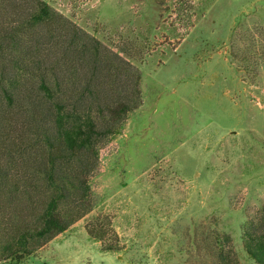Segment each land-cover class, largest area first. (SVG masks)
Segmentation results:
<instances>
[{
    "label": "rangeland",
    "instance_id": "obj_1",
    "mask_svg": "<svg viewBox=\"0 0 264 264\" xmlns=\"http://www.w3.org/2000/svg\"><path fill=\"white\" fill-rule=\"evenodd\" d=\"M44 1L99 61L93 70L75 61L78 52L65 54L71 33L61 43L45 27L32 41L48 44L29 55L25 39L19 58L53 69L55 91L58 80L67 94L85 93L86 111L117 132L103 137L86 178L90 210L20 262L0 264H257L243 234L264 238V0ZM7 117L15 148V127H37ZM33 150L25 163L1 157L12 181L0 188V249L44 207L41 182L30 180L31 198L16 194L25 174L41 178L45 160L36 164ZM96 216L108 225L103 242L87 232Z\"/></svg>",
    "mask_w": 264,
    "mask_h": 264
},
{
    "label": "trees",
    "instance_id": "obj_2",
    "mask_svg": "<svg viewBox=\"0 0 264 264\" xmlns=\"http://www.w3.org/2000/svg\"><path fill=\"white\" fill-rule=\"evenodd\" d=\"M66 21L44 0H0V103L5 104V108L0 109V160L6 156L13 162L15 154L16 160L25 163L34 148L41 151L43 157L39 156L35 161L37 164L45 160L40 164L44 168L39 171L41 178H38L39 174L35 177L25 174L24 186L16 183V194L31 198L33 190L28 189L29 182L36 180L41 182V193L46 198L41 212L35 213L33 226L16 228V234L0 249V262H20L90 210L86 178L95 167L98 145L103 137L117 132L113 127L103 130L89 113L91 111H86L85 93L67 94L61 90L58 80L55 81L58 89L55 91L46 77L48 70L53 69L41 61L29 69L18 56L25 39L31 41L24 49L29 55L48 44L32 41L35 29L45 27L50 32L48 40L59 37L63 43L61 33H71L65 54L70 49L78 52L75 61L92 60L93 70L99 61L95 45L89 47L90 40H83L76 29L69 30ZM57 28L58 33H55ZM25 82L32 86L26 94L20 90ZM119 109L123 113L129 110L127 105ZM13 111L23 118L22 123L29 122L37 127L27 129L25 135L20 127H15L19 138L15 148L10 146V134L16 120L7 117V112ZM11 175L10 168L6 170V165L0 161V188L2 183L12 181ZM107 227L105 220L96 216L86 228L90 237L103 242L109 232ZM243 235L248 255L257 264H264V238H256L248 231ZM105 250L115 251L117 247L110 243Z\"/></svg>",
    "mask_w": 264,
    "mask_h": 264
}]
</instances>
